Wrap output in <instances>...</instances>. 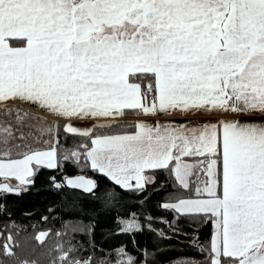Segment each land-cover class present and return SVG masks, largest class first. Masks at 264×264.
Instances as JSON below:
<instances>
[{"label":"snow or ice","instance_id":"snow-or-ice-1","mask_svg":"<svg viewBox=\"0 0 264 264\" xmlns=\"http://www.w3.org/2000/svg\"><path fill=\"white\" fill-rule=\"evenodd\" d=\"M20 104L56 119L22 113ZM0 109L16 121L0 125V194L27 192L41 167L83 163L141 197L142 207L148 187L165 192L156 207L174 213L172 220L145 211L141 224L132 213L118 220L122 232L146 227L171 240L188 235L182 220L190 227L207 217L215 230L201 264H264V122L120 123L126 110L232 112L264 121V0H0ZM29 115L42 123L26 133ZM76 120L93 123L81 130ZM61 121L86 143L62 153ZM157 172L166 174L159 183ZM49 180L92 195L96 217L120 199L114 190L95 197L98 182L83 175ZM190 239L198 245L197 236ZM13 246H3L6 256ZM115 252L100 264H136L123 248ZM148 256L146 249L143 264ZM58 260L92 264L72 258V250Z\"/></svg>","mask_w":264,"mask_h":264},{"label":"trees","instance_id":"trees-1","mask_svg":"<svg viewBox=\"0 0 264 264\" xmlns=\"http://www.w3.org/2000/svg\"><path fill=\"white\" fill-rule=\"evenodd\" d=\"M147 83L144 81L145 86ZM137 114H140L138 110H126L125 116ZM120 123L122 127H127L135 124V121L121 120ZM60 125L62 153L86 143L79 135L65 133L63 121ZM80 166L72 161H61L58 169L41 167L35 177V185L27 192L21 195L0 194V205L7 206L6 211L0 212V264H22L23 261L28 264H60L58 257L69 250H72V258L88 257L92 259V264H100L101 259L115 257V250L120 248L141 264L146 249L149 252L148 264H180V260L187 258L193 260L194 264H201L205 259L213 230L207 217H196L197 222L190 227L186 226L188 221L182 220L181 226L188 235H179L171 240H161L146 227L142 231L122 232L118 220L131 218L132 213H137L141 224L145 211L153 217L172 220L174 213L156 207L157 202H164L162 198L165 192L153 194V188L148 187L144 195L151 198L142 207L138 202L141 197L122 191L103 175ZM77 173L89 175L98 182L95 197L99 198L111 190L118 194L120 199L112 212L96 217L93 209L98 208L99 204L92 195L65 186L60 189L51 186L49 177L63 181L65 176ZM165 175L164 172H157V182L164 180ZM153 227L163 228L168 235H172L166 224L154 221ZM193 229L198 231L194 234ZM40 231H47L43 242L36 238ZM193 235L198 237V245L192 243L190 237ZM6 243L14 245L10 248L14 255L4 254L3 246ZM157 246L162 251L157 252ZM201 246L205 249L204 255L201 254Z\"/></svg>","mask_w":264,"mask_h":264},{"label":"crops","instance_id":"crops-1","mask_svg":"<svg viewBox=\"0 0 264 264\" xmlns=\"http://www.w3.org/2000/svg\"><path fill=\"white\" fill-rule=\"evenodd\" d=\"M19 107L22 110V113L24 110H27L30 112L37 113L40 117L45 118L47 121L56 119L54 116H51V115L41 111L35 105L20 104ZM1 114L5 116L3 109H0V119L5 120L7 122V124L13 125L14 120H13V122L12 121L8 122L7 121L8 119H6V118L4 119L3 116H1ZM249 119H252L255 122H264L258 116L252 117V118H249L247 116L241 117V116H239L235 113H232V112H215V111H213V112L197 113V112H184V111H180V110H174V111L167 113V114H158L155 116H145L142 114H137V115H133V116H125L124 115L121 120L135 121V123L137 121L143 120V121L150 123V124H154L155 122L159 121L161 123L174 122L177 125H179V124L199 125L201 123H208V124L217 123L218 121H221V120L247 121ZM88 122H93V121H91V120H76V121H73V124H79L80 125V124L88 123ZM41 123H42L41 121H38L35 117L29 115V116L25 117V119H24L25 127L23 128V131H25L27 133L31 130V128L33 126H39ZM15 124H16V122H15ZM50 138H52V136ZM6 182H10L12 184L17 183V181H15L14 179H11L10 181H6ZM58 182H62V181H58ZM127 219H129V218H126L125 220H127ZM212 226H213V230H212V234H213V232L215 230V226L213 223H212ZM121 227H122V225H121ZM44 233L47 234V231L38 232L36 235V238L39 235L44 234ZM212 234H211V236H212ZM44 238H43V240H44ZM210 240H211V237H210ZM87 259H89V258L84 257V258H81L80 260H87ZM136 264H141V263H136ZM180 264H194V261L191 259H188V258L182 259V260H180Z\"/></svg>","mask_w":264,"mask_h":264},{"label":"rangeland","instance_id":"rangeland-1","mask_svg":"<svg viewBox=\"0 0 264 264\" xmlns=\"http://www.w3.org/2000/svg\"><path fill=\"white\" fill-rule=\"evenodd\" d=\"M1 116H3V118L5 119H8L7 121L9 122V121H12L13 122V120H14V122H13V125H15V116L13 115V116H4V115H2L1 114ZM49 121H52V120H49ZM92 123L93 122H88V123H83V124H74L75 126H77V127H79L81 130L82 129H84V128H90L91 126H92ZM0 125H7V122L5 121V120H2V119H0ZM25 132V131H24ZM51 136H48L47 137V139H49V140H51L52 138H50ZM84 166V164L83 163H81V166L80 167H83ZM123 220H125V219H123Z\"/></svg>","mask_w":264,"mask_h":264},{"label":"water","instance_id":"water-1","mask_svg":"<svg viewBox=\"0 0 264 264\" xmlns=\"http://www.w3.org/2000/svg\"><path fill=\"white\" fill-rule=\"evenodd\" d=\"M78 175H83V176H86V177H88V178L93 179V177H91V176H89V175H86V174H83V173H77V174H74V175H67V176L64 177V179H65V178H74V177H76V176H78ZM64 179H63V181H64ZM63 181H62V182H63ZM65 186H66V185H65ZM66 187H68V186H66ZM68 188H71V187H68ZM71 189H74V188H71ZM76 190H79V191L84 192V191L81 190V189H76ZM84 193H85V192H84Z\"/></svg>","mask_w":264,"mask_h":264}]
</instances>
